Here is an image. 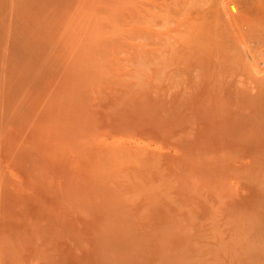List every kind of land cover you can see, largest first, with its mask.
Masks as SVG:
<instances>
[{
    "label": "bare ground",
    "instance_id": "bare-ground-1",
    "mask_svg": "<svg viewBox=\"0 0 264 264\" xmlns=\"http://www.w3.org/2000/svg\"><path fill=\"white\" fill-rule=\"evenodd\" d=\"M0 264H264V0H0Z\"/></svg>",
    "mask_w": 264,
    "mask_h": 264
}]
</instances>
